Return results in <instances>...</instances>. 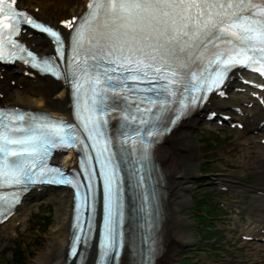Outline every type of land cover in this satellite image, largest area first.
Returning a JSON list of instances; mask_svg holds the SVG:
<instances>
[{
	"label": "snow or ice",
	"instance_id": "1",
	"mask_svg": "<svg viewBox=\"0 0 264 264\" xmlns=\"http://www.w3.org/2000/svg\"><path fill=\"white\" fill-rule=\"evenodd\" d=\"M15 5L16 0L10 3L0 0V59H15L13 50L26 52L27 57L36 59L32 51L15 39L20 34L22 24L47 34L63 57L66 40L62 34L38 22ZM88 8V13L79 20L73 17L61 21V25L69 29L67 41L75 54L74 61L83 64L82 78L86 83L92 81L95 85H106L102 89L92 87L91 108L86 97L77 96L81 113H103L109 107L104 94L111 92L120 95L124 82L119 76L109 74L116 72L117 68L129 72L126 79L133 81L145 78L149 83L154 79L167 80L164 91L169 96L176 95V90L169 86L180 85L187 76L197 82L203 81L201 88L211 92L224 83L228 72L236 66L264 75V0H91ZM85 44L88 45L87 49L84 48ZM5 49L9 50L8 56L3 54ZM19 58L24 59V56ZM53 65L55 61L48 59L43 60V67L40 63L33 64L42 71L58 75V65ZM72 75L75 79L76 73ZM114 79L116 83H112ZM76 87L79 91L81 84L77 82ZM142 91L154 92L156 89L149 87ZM97 96L100 98L99 103ZM204 99L206 95L192 96L191 102ZM81 100L82 104L79 103ZM149 100L152 104L157 103L155 99ZM160 103L166 101L161 100ZM3 116L0 113V120ZM7 118L9 124L0 123V178L25 184L33 179L29 174L32 170L30 162L34 163V157L41 152L47 154L50 138L47 133H54L64 140L66 137L60 136L64 128L58 126L59 122L38 123L32 128L13 127L12 122L23 121L24 116L9 115ZM82 119L86 130L89 123L92 125L88 132L90 138H94L93 133L101 134L102 121L99 116H82ZM36 129L47 132L37 134ZM16 132L26 134L13 135ZM135 143L133 139V148ZM44 171L45 165L42 163L41 175ZM47 171L63 177L59 183L79 188L78 183L70 177H64L58 168ZM103 175L106 194L101 256L109 257L111 253V259L114 260L120 248L119 193L118 187L115 190L113 188L112 171H105ZM79 242V237L73 240L71 255H79L76 247Z\"/></svg>",
	"mask_w": 264,
	"mask_h": 264
},
{
	"label": "rangeland",
	"instance_id": "2",
	"mask_svg": "<svg viewBox=\"0 0 264 264\" xmlns=\"http://www.w3.org/2000/svg\"><path fill=\"white\" fill-rule=\"evenodd\" d=\"M69 6H74V1ZM194 130L198 152L196 165L189 161V149L183 150V158L179 162L185 170L186 190L183 192L187 204L182 211L188 242L172 255L164 252L166 259L172 262L168 264H264V247L260 244L253 247L248 245L251 243L239 241L237 237L240 234L236 230L254 222L249 208L256 211L255 204L251 202L255 192L247 190L246 185L258 184V173L264 170L254 164L262 161L261 155L257 159L256 149L251 146L248 148L251 152L247 153L244 149L246 144L241 139L251 137L260 143L259 137L251 129L218 127L213 122L204 121L202 116ZM203 170L208 172L203 173ZM220 178L237 183L241 181L244 185L236 191L243 197L237 198L234 189L226 185L229 183L221 182ZM222 187L228 189L223 190ZM203 204L212 207L204 208ZM56 209L52 202L43 201L26 215L22 214L24 224H18L21 221L19 216L12 221L13 229H16L12 237L9 227L3 229L0 234V264H13V253L17 251L24 258L23 264H30L31 259L49 243V231L57 220ZM243 209V214L239 213ZM203 213L207 217L201 218ZM257 250H260L259 258L255 254ZM163 261L164 257L162 262L154 264H163Z\"/></svg>",
	"mask_w": 264,
	"mask_h": 264
},
{
	"label": "bare ground",
	"instance_id": "3",
	"mask_svg": "<svg viewBox=\"0 0 264 264\" xmlns=\"http://www.w3.org/2000/svg\"><path fill=\"white\" fill-rule=\"evenodd\" d=\"M72 1H74V6H70V13H66L64 10L67 9L68 5H70ZM85 1L86 0H17L19 6L26 7V9L33 15L44 21L50 22L54 26H57L60 18H63L66 14L69 16L81 11L84 8ZM35 6L38 7L37 11H34L33 9ZM24 39L26 43L36 51H51L47 38L42 34L32 33L29 35L27 33L24 35ZM23 71L24 67L15 63L0 72L3 75V79H0L1 103L16 104L30 109H40L49 112L54 116L68 115L69 98L68 90L65 85H63L60 81L51 79L49 76H41L37 73H34V75H25ZM10 79L15 81L14 85H11ZM229 102L230 101L228 100H220L211 96L210 103L205 104L203 109L222 108L229 104ZM199 118L200 115L197 112L190 118L181 121L175 129L165 136L163 141L156 146L154 151L166 178L164 185L165 236L162 241V255L160 253L157 257V263L162 262L163 257L165 258L163 264L172 263L170 260L166 259L164 252H166L167 255H172L180 246H185L188 242L184 231L185 217L182 211L184 206L187 204L186 195L183 192L186 190L184 183L185 170L180 167L179 162L183 158V150L189 149V161H192V163L196 165L198 152L196 151V137L194 135V129L199 122ZM259 120H264V109L262 107L258 108L257 105H253V107L246 110L245 125L243 128H255V125ZM259 131H261V128L258 129V133ZM263 135L264 133L261 134V136ZM244 141L253 144L257 148L259 155L262 157V161H260L262 163L256 161L254 164H264V147L258 145L254 139L249 138ZM68 158L69 156H66V158L62 161V164H70ZM263 173L264 170L258 173L259 183L255 184L254 188L259 193L253 195V201L259 209L256 215L260 217L261 222H264ZM220 180L223 183L225 181L229 183V185H233V187H237L238 185L237 181H231L227 178H220ZM252 187H254V185H252ZM43 201L52 202L56 205V212L58 213L57 220L55 222V226L49 231V243H47V247L39 251L37 255L31 259L30 264H63L65 245L67 243L68 235L71 193L64 187L40 188L39 190H32L26 195L17 210V212L19 211L20 220L23 224V215L29 213L33 207L42 205ZM11 218L0 225V234L3 229H6V227L13 229V226L11 225ZM263 227V225L259 227L258 224L254 223L253 226L248 229V232H244V234L257 235L259 238L264 237V234L260 232V229ZM260 245L264 247V243ZM259 253L260 250H257L255 253L258 258L260 255ZM93 255L94 246H91L85 264H91ZM70 264L72 263L70 262Z\"/></svg>",
	"mask_w": 264,
	"mask_h": 264
},
{
	"label": "trees",
	"instance_id": "4",
	"mask_svg": "<svg viewBox=\"0 0 264 264\" xmlns=\"http://www.w3.org/2000/svg\"><path fill=\"white\" fill-rule=\"evenodd\" d=\"M203 172H207V171H203ZM204 208H211L212 206H206V205H202ZM206 206V207H205ZM202 217V216H201ZM20 250V249H19ZM21 251V250H20ZM20 252L19 251H17V252H15V253H13V258H14V261H13V264H23V257L22 256H20ZM184 264H189V263H187V262H185Z\"/></svg>",
	"mask_w": 264,
	"mask_h": 264
}]
</instances>
